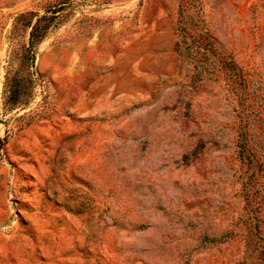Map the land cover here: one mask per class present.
<instances>
[{
  "label": "rangeland",
  "instance_id": "rangeland-1",
  "mask_svg": "<svg viewBox=\"0 0 264 264\" xmlns=\"http://www.w3.org/2000/svg\"><path fill=\"white\" fill-rule=\"evenodd\" d=\"M0 264H264V0H0Z\"/></svg>",
  "mask_w": 264,
  "mask_h": 264
},
{
  "label": "trees",
  "instance_id": "trees-1",
  "mask_svg": "<svg viewBox=\"0 0 264 264\" xmlns=\"http://www.w3.org/2000/svg\"><path fill=\"white\" fill-rule=\"evenodd\" d=\"M49 17L42 16L37 19L36 23L32 26L31 43L34 45L36 42L41 41L47 34L50 25L48 24Z\"/></svg>",
  "mask_w": 264,
  "mask_h": 264
}]
</instances>
